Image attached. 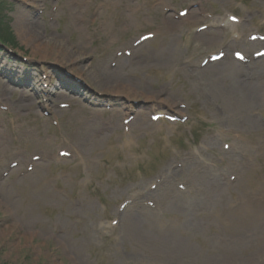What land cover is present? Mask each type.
I'll return each instance as SVG.
<instances>
[{
	"label": "rangeland",
	"instance_id": "obj_1",
	"mask_svg": "<svg viewBox=\"0 0 264 264\" xmlns=\"http://www.w3.org/2000/svg\"><path fill=\"white\" fill-rule=\"evenodd\" d=\"M5 3L0 264H264V0Z\"/></svg>",
	"mask_w": 264,
	"mask_h": 264
},
{
	"label": "bare ground",
	"instance_id": "obj_2",
	"mask_svg": "<svg viewBox=\"0 0 264 264\" xmlns=\"http://www.w3.org/2000/svg\"><path fill=\"white\" fill-rule=\"evenodd\" d=\"M36 25H38V20L35 18V22H34ZM30 35V34H29ZM34 40H36V39H34V36L32 37L31 36V41L29 42V43H31L32 42V44H34ZM252 43H255V44H260V42H258V41H255V42H252ZM68 77H72V76H68ZM130 85V84H129ZM108 88H113L111 85H106ZM119 86H120V88L121 89H124V90H127L128 92H130V93H134V92H138V90H137V88L136 87H131V86H123V83H119ZM62 88H65V87H62ZM120 88H118L119 90H121ZM114 89V88H113ZM69 90V89H68ZM74 90V89H73ZM61 92H63V91H60V93ZM117 92V91H116ZM64 94V93H63ZM44 96V95H43ZM38 97V96H37ZM45 97V96H44ZM151 98H157V96H150ZM43 98V97H42ZM38 99V98H37ZM157 99H159L158 100V103L156 104V105H154L155 107H160V106H166V107H173V106H175L173 103H170V101H169V98H167L166 100H164V98H157ZM46 101H52V102H54L55 100H50L49 98L46 100ZM40 101H38L37 103H39ZM41 102H43V101H41ZM31 103V102H30ZM48 104L47 103H44L43 102V106H47ZM154 114H156V113H154ZM133 124H137V120H133V122H132ZM132 124V125H133ZM247 219H249V218H246L245 220H247ZM252 221H254V220H252ZM251 222V221H250ZM200 243H201V245L202 246H204V242H203V240H200ZM226 251L228 252V251H231V249H229V247L228 248H226Z\"/></svg>",
	"mask_w": 264,
	"mask_h": 264
},
{
	"label": "trees",
	"instance_id": "obj_3",
	"mask_svg": "<svg viewBox=\"0 0 264 264\" xmlns=\"http://www.w3.org/2000/svg\"><path fill=\"white\" fill-rule=\"evenodd\" d=\"M5 5V0H0V40L2 42H15L11 28L5 22V18L7 17L4 13V8L6 7Z\"/></svg>",
	"mask_w": 264,
	"mask_h": 264
}]
</instances>
